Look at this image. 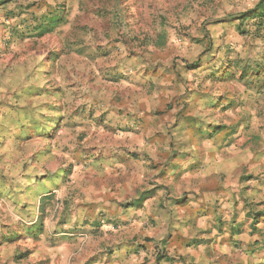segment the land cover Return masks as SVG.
Returning <instances> with one entry per match:
<instances>
[{
	"label": "rangeland",
	"instance_id": "rangeland-1",
	"mask_svg": "<svg viewBox=\"0 0 264 264\" xmlns=\"http://www.w3.org/2000/svg\"><path fill=\"white\" fill-rule=\"evenodd\" d=\"M257 1L0 5V264H264Z\"/></svg>",
	"mask_w": 264,
	"mask_h": 264
},
{
	"label": "trees",
	"instance_id": "trees-1",
	"mask_svg": "<svg viewBox=\"0 0 264 264\" xmlns=\"http://www.w3.org/2000/svg\"><path fill=\"white\" fill-rule=\"evenodd\" d=\"M7 0H1L0 5ZM233 19H242V20H252L255 19L254 25H259L258 28L262 29L264 26V0H258L256 4L249 10L242 11L238 13L237 16H233ZM228 19V20H230ZM264 35V34H263ZM71 172V168H68L67 173ZM151 197V190L143 191L137 198L129 202V206H139L142 205L147 199ZM41 229L43 227L42 222L39 223ZM35 227V226H33ZM182 259V257H180ZM169 261L175 260V258H169Z\"/></svg>",
	"mask_w": 264,
	"mask_h": 264
},
{
	"label": "crops",
	"instance_id": "crops-1",
	"mask_svg": "<svg viewBox=\"0 0 264 264\" xmlns=\"http://www.w3.org/2000/svg\"><path fill=\"white\" fill-rule=\"evenodd\" d=\"M181 256H182V255H181ZM181 256H179V259H180ZM175 259H176V258H175ZM168 262H174V260H171V261L168 260ZM176 263H177V261H175V264H176Z\"/></svg>",
	"mask_w": 264,
	"mask_h": 264
}]
</instances>
